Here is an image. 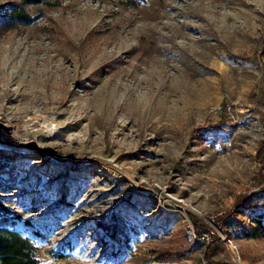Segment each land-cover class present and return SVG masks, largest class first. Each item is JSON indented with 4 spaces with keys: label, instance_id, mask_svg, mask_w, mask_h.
Instances as JSON below:
<instances>
[{
    "label": "rangeland",
    "instance_id": "obj_1",
    "mask_svg": "<svg viewBox=\"0 0 264 264\" xmlns=\"http://www.w3.org/2000/svg\"><path fill=\"white\" fill-rule=\"evenodd\" d=\"M25 12L0 31V225L40 264H264V0Z\"/></svg>",
    "mask_w": 264,
    "mask_h": 264
},
{
    "label": "trees",
    "instance_id": "obj_2",
    "mask_svg": "<svg viewBox=\"0 0 264 264\" xmlns=\"http://www.w3.org/2000/svg\"><path fill=\"white\" fill-rule=\"evenodd\" d=\"M52 0H13L9 5L10 15L8 17L0 16V31L6 32L19 25L29 26L37 19L25 12V8L47 5ZM73 1V0H64ZM82 1V0H79ZM85 1V0H83ZM100 1V0H87ZM144 1V0H137ZM225 110V108H224ZM264 192V191H263ZM9 216L18 219V216L10 212L7 208L0 205V224L7 222ZM218 222L223 221V217L216 218ZM260 228H254L252 232H246V238H264V226L257 223ZM260 234V235H259ZM217 239V238H216ZM0 264H40L36 255V249L33 243L21 236L16 231L5 228L0 225ZM208 264H214L209 262ZM222 264V263H217Z\"/></svg>",
    "mask_w": 264,
    "mask_h": 264
},
{
    "label": "bare ground",
    "instance_id": "obj_3",
    "mask_svg": "<svg viewBox=\"0 0 264 264\" xmlns=\"http://www.w3.org/2000/svg\"><path fill=\"white\" fill-rule=\"evenodd\" d=\"M181 203V202H180ZM183 207L185 208V209H191V211H195L194 210V208H191L189 205H183ZM195 212H197L198 214H200L198 211H195ZM185 215V214H184Z\"/></svg>",
    "mask_w": 264,
    "mask_h": 264
},
{
    "label": "built area",
    "instance_id": "obj_4",
    "mask_svg": "<svg viewBox=\"0 0 264 264\" xmlns=\"http://www.w3.org/2000/svg\"><path fill=\"white\" fill-rule=\"evenodd\" d=\"M203 239V238H202ZM204 240V239H203Z\"/></svg>",
    "mask_w": 264,
    "mask_h": 264
}]
</instances>
